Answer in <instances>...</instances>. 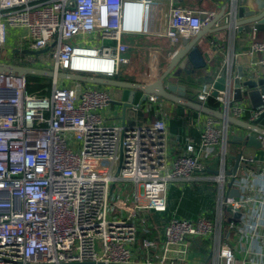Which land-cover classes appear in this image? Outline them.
Instances as JSON below:
<instances>
[{
  "label": "built area",
  "instance_id": "2783aa9c",
  "mask_svg": "<svg viewBox=\"0 0 264 264\" xmlns=\"http://www.w3.org/2000/svg\"><path fill=\"white\" fill-rule=\"evenodd\" d=\"M212 13L176 0H0V62L121 78L130 62L127 35L164 37L177 47ZM11 30L27 47L25 61L8 55ZM249 54L256 59L248 75L264 74V38L254 36ZM158 77L148 72L138 81ZM213 80L198 91L202 103ZM26 84L27 76L0 72V264H264V188L237 173L241 196L225 194L232 124L207 116L199 139L185 138L174 154L159 95L132 104L145 118L127 123L121 112L107 114L115 100L106 86L52 77L50 93L37 95ZM216 98L220 110L250 123L264 110L226 90ZM250 135L264 143L260 133L240 136ZM243 161L257 163L244 154ZM200 181L218 183L216 213L174 216L156 233L151 216L167 210L171 186ZM225 206L229 227L255 248L223 240ZM240 247L247 259L237 256Z\"/></svg>",
  "mask_w": 264,
  "mask_h": 264
},
{
  "label": "crops",
  "instance_id": "0c3cea01",
  "mask_svg": "<svg viewBox=\"0 0 264 264\" xmlns=\"http://www.w3.org/2000/svg\"><path fill=\"white\" fill-rule=\"evenodd\" d=\"M253 0H247L248 4H251ZM260 5H264V0H256ZM176 4L183 7H191L196 9H203L210 12H219L224 7L228 11V7L230 4V0H176ZM229 22V17L225 16L218 21V24L222 29L217 31L216 33L209 36V42H200L201 51L203 54L208 53L210 60L206 59V66L202 68H195L193 65L191 68L185 66L183 68H179L177 66L175 68L174 76L170 77V81L177 83L178 85L187 86V83L190 80H196L200 78V76L211 75L213 79L218 75L225 67L230 66L232 68V75L236 74L239 71L240 67H243L245 74L248 75L249 69L252 68V63L255 61V56L249 54V46L254 36L258 39L264 38V32H246L239 31L237 27L226 28L225 25ZM15 31H10L9 40L14 38ZM136 39L139 42V46L136 48L137 51L141 54L145 50L150 52V49L153 51L152 62H148L145 66H140V72H153L157 75H161L164 73L168 67L169 61L176 49L184 45L183 38L179 46H173L169 42L168 39L159 36H149V35H127L126 39ZM15 40V38H14ZM142 43H165L168 45L166 49L160 47L153 49L152 47H146L142 45ZM216 46V50H213V47ZM136 51L133 49L127 51V56L130 58V62L127 64L125 68V72H132L131 61H133ZM138 53V56H139ZM151 53V52H150ZM124 66V65H123ZM122 66V67H123ZM150 70V71H149ZM129 75V74H128ZM253 76H259L257 73H254ZM118 78V77H115ZM209 83V82H208ZM107 89L111 92L113 99L120 100L122 98V89L117 87H109L106 86ZM186 87V91H187ZM195 93H198L200 87H189ZM232 98L234 99V94L232 93ZM245 101L248 105H251V101L244 97L241 99ZM234 101H240L235 100ZM110 106V109L107 111V114L114 115L115 113L120 112V106H118V111L115 112L113 104ZM163 112L159 117L165 118L167 122V130L169 133V142L172 148V152L174 154L178 153L181 148L184 147L185 138L198 140L200 136V125L207 118L208 115L201 113L197 110L191 109L185 105L180 103L168 100L163 98L162 104ZM221 108V107H220ZM220 110V109H219ZM148 118L154 119V113H149ZM233 136L241 135L245 133L246 129L240 128L236 125H233L232 128ZM245 137V136H243ZM245 156L254 157L257 163H250L249 166L240 164V168L238 170V177L245 180L253 189L264 188V143L261 147L247 146L244 149ZM229 165L234 164L232 162V157L228 158ZM216 165H213L208 172L209 175H213L216 170ZM251 168L252 172L246 170V168ZM229 179V177H228ZM228 181V180H227ZM209 182V183H207ZM199 183H204L200 184ZM199 185V186H198ZM198 186L201 192L203 191L205 194V206L201 208L198 212L207 213L209 215H214L219 208V185L216 181H200L194 183L192 186H187L186 188H180L177 185H172L168 195V205L167 210L164 212H157L152 214V221L155 224V232H162L164 226L168 223V221L174 217H185V218H196L200 213L195 214L192 217L189 212H185L178 207L180 202L179 193L182 191L183 193H193L194 187ZM227 182L225 185V194H226ZM263 200V198H262ZM254 207H258L257 205ZM229 208L225 206L224 213L227 216L224 219V230H223V240L229 242L233 247H237L240 241H243L246 249L255 248L256 244L252 241L251 238H245L242 240L239 233L229 227ZM236 218H238L236 216ZM204 250L199 251L200 254H204L202 252ZM237 256L241 259H247L249 255L245 250H242L241 247L236 249ZM201 257V256H200ZM197 263V262H196Z\"/></svg>",
  "mask_w": 264,
  "mask_h": 264
},
{
  "label": "water",
  "instance_id": "95a60500",
  "mask_svg": "<svg viewBox=\"0 0 264 264\" xmlns=\"http://www.w3.org/2000/svg\"><path fill=\"white\" fill-rule=\"evenodd\" d=\"M229 17V22L225 25L226 28L237 27L239 31H256L264 32V5H260L256 0L248 4L247 0H230L228 11L224 7L219 12H214L208 16L200 31L190 40L184 39V45L176 49L169 61L168 67L153 83H141L138 81L125 80L121 78H110L98 75L78 74L72 72L56 73L49 69L26 67L0 62V72L5 74H13L20 76L36 75L44 77H57L61 80H69L73 82L92 83L102 86L117 87L122 89V98L114 101L120 106L121 118L127 123H133L134 119L143 120L144 112L141 109H134L131 105L144 101L146 94H156L162 98L180 103L191 109L197 110L208 116H213L217 119L236 125L240 128L260 133L264 135V110L254 123L245 121L228 114L226 111L214 109L202 103L201 101H193L186 97V87L178 85L170 81V77L174 76L175 68H183L185 66L191 68H202L206 66V59L210 60L209 54H203L200 47V42H209V36L222 29L218 21L225 17ZM216 50V46L213 47ZM32 54L40 53L41 51H26ZM230 66L225 67L213 80V89L211 94L218 96L220 91H228L234 94L235 100H241L247 97L251 101L254 109L264 108V74L259 76H247L243 67L234 75L231 73ZM80 84H77L75 91L80 92ZM234 139L243 140V136H234ZM244 143L248 146L261 147L262 141L255 135H250L244 139ZM242 152L233 156L234 164L227 169L226 175L229 177L227 181L226 196L240 197L241 192L238 188L233 187L235 178L240 168L242 160ZM230 209V208H229ZM241 213H237L239 218Z\"/></svg>",
  "mask_w": 264,
  "mask_h": 264
},
{
  "label": "rangeland",
  "instance_id": "374dc122",
  "mask_svg": "<svg viewBox=\"0 0 264 264\" xmlns=\"http://www.w3.org/2000/svg\"><path fill=\"white\" fill-rule=\"evenodd\" d=\"M17 33H18V31H16L15 34H17ZM18 35H20V34H18ZM11 38L12 39H10L8 41L7 46H6L8 55H10L12 57L13 61H25L24 57H25L26 53H24L23 51L25 49H27V47H25L24 44L20 43L19 41H15L13 37H11ZM125 41L131 46V50L133 49L134 51H136L135 55H137V56H135L133 61H131L132 63H131V66L129 67V69H131V68L133 69L132 72H130V70L128 73L125 72L126 71L125 68L127 67V64H126L122 67V72H121L120 77L122 78L125 76V78L128 80L138 81L139 78H141L143 75L147 74V73L143 72L144 70L142 72H140V68H141L140 66L144 67L145 64H147L148 62L149 63L152 62V55L150 52H147L146 50L140 54L136 49L139 46V42L136 39H133V38L129 39V40L125 39ZM142 45H145L146 47H152L153 49H155V47L156 48L162 47L164 49H166L168 47V45L165 43H142ZM138 53H139V56H138ZM46 55H47V53H45L43 55V57ZM39 58L41 59L42 57H39ZM66 82L68 84L74 83L73 81H69V80H66ZM113 107L115 109V112L118 111V105L116 103L113 104ZM207 183H209V182H207ZM200 184L201 183H199V185ZM202 184H204V183H202ZM198 186L192 188L193 193H186V192L183 193L182 191L179 193V195H180L179 198L181 197V195H182V197L180 198L181 200L178 204V207L181 210L185 211L186 213L189 212L191 215L189 217H192L195 214L200 213L198 211L205 206V200H204L205 194L203 191L201 192L199 189H197ZM122 189H124L125 192L130 191L129 187H122Z\"/></svg>",
  "mask_w": 264,
  "mask_h": 264
},
{
  "label": "trees",
  "instance_id": "16d2710c",
  "mask_svg": "<svg viewBox=\"0 0 264 264\" xmlns=\"http://www.w3.org/2000/svg\"><path fill=\"white\" fill-rule=\"evenodd\" d=\"M213 80V77L211 75H204L200 76V78H197L196 80H190L187 83V91H186V97L193 101H199L198 100V93L193 92L189 89L190 86L192 87H201L204 83H208ZM27 90L30 93L37 94V95H47L50 93L52 88V78L51 77H44V76H36V75H28L27 76V84H26ZM206 105H208L211 108L214 109H220L221 103L220 101L210 94L206 100ZM246 139V137H243ZM243 140H237L232 137L229 141V154L230 155H237L238 153L242 152L245 155V147L248 145L244 143ZM232 162H234V158H232ZM243 165L249 166L250 164L248 162H242Z\"/></svg>",
  "mask_w": 264,
  "mask_h": 264
},
{
  "label": "bare ground",
  "instance_id": "6f19581e",
  "mask_svg": "<svg viewBox=\"0 0 264 264\" xmlns=\"http://www.w3.org/2000/svg\"><path fill=\"white\" fill-rule=\"evenodd\" d=\"M85 66H86V67L88 66V68H91V67H93V66H95V65H94V64L92 65L91 63H86ZM104 66H106V67H109V66H110V67H111V63H110V64L108 63V64H106V65H104Z\"/></svg>",
  "mask_w": 264,
  "mask_h": 264
}]
</instances>
